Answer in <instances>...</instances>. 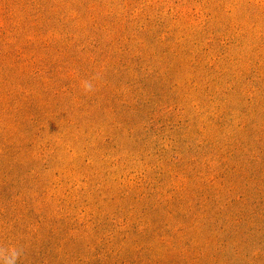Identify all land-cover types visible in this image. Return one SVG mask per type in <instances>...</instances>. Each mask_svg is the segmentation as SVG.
I'll return each mask as SVG.
<instances>
[{
  "label": "rangeland",
  "instance_id": "1",
  "mask_svg": "<svg viewBox=\"0 0 264 264\" xmlns=\"http://www.w3.org/2000/svg\"><path fill=\"white\" fill-rule=\"evenodd\" d=\"M0 246L264 264V0H0Z\"/></svg>",
  "mask_w": 264,
  "mask_h": 264
},
{
  "label": "clouds",
  "instance_id": "2",
  "mask_svg": "<svg viewBox=\"0 0 264 264\" xmlns=\"http://www.w3.org/2000/svg\"><path fill=\"white\" fill-rule=\"evenodd\" d=\"M81 86L86 94L95 90L94 84L91 80L82 81ZM22 255V248L16 246H9L5 248L0 246V264H18Z\"/></svg>",
  "mask_w": 264,
  "mask_h": 264
}]
</instances>
